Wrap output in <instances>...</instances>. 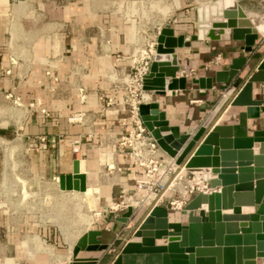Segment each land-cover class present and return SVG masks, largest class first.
I'll return each instance as SVG.
<instances>
[{
	"label": "crops",
	"instance_id": "crops-1",
	"mask_svg": "<svg viewBox=\"0 0 264 264\" xmlns=\"http://www.w3.org/2000/svg\"><path fill=\"white\" fill-rule=\"evenodd\" d=\"M139 1L27 0L11 7L8 0H0V97H18L23 107V115L19 118L21 133H17L15 114H11L14 133L8 138L2 134L0 139L12 142L19 137L29 147L24 152L27 170L40 182L51 180L57 186V176L71 173L73 160L78 161L86 188H96L95 210L98 206L101 212L82 233L99 231L95 238L106 248L78 253L81 257L95 258L94 264L111 263L135 223L149 208L145 203L132 207L131 216L125 219L122 214L126 207L109 209L123 194L131 191L135 177L131 169H125L130 164L128 158L112 153L115 139L129 128L123 122L128 114L121 102L122 92L115 89L113 83L142 58L141 47H144L142 40L141 43L131 42L121 12L112 8L118 2ZM217 1L194 0L195 5L185 4L188 8L184 7L171 17L153 20L146 27L154 32L152 39L165 22L170 23L174 35H182L185 43L173 48L172 57L178 67L174 78L184 77L185 83L182 89H166L163 94L145 96H149L147 102L156 103L167 126L175 128L179 134L192 133L210 112L216 110L218 113L211 126H230L233 136L246 137L254 130L264 129V83L251 84V98L262 100L257 107V117H247L244 106L222 104L220 91L227 83H216L214 72L228 70L234 60L248 53L243 50V40L232 39L230 35L220 38L221 29L210 28L211 20L219 19ZM236 2L251 24L264 33V0ZM16 19L20 21L15 23L17 29L31 33L24 34L20 40L9 32ZM261 40L253 60H259L264 54V35H258L255 43ZM151 46L147 51L152 57L155 43ZM216 56H219L217 62ZM190 69L192 73L187 74ZM199 78L203 85L211 78V87H200L193 81ZM81 93L83 100H80ZM107 98L112 100L108 107L104 104ZM29 103L33 105L28 107ZM41 107L49 116L39 112ZM73 112H84L83 123L66 122V116ZM77 137L81 140L80 152L74 157L70 141ZM31 139L35 144L28 146ZM106 161L113 168H106ZM159 206L166 209L167 221L185 222L187 211L172 210L163 203ZM5 220L11 221L8 216ZM38 234L23 236L27 241L25 248L24 240L18 245L13 240L19 236L14 228L4 229L1 236L8 241L7 245L0 243V257L5 255L0 258V264H5L6 259L18 264L22 257L30 264H36L41 258H46L47 264H66L69 252L64 259L56 260L53 255L50 259L49 255L44 257L33 249L31 237L36 235L40 239L42 234ZM233 257L235 262V254ZM240 260V264H264V257L257 256L256 252L250 259L240 256ZM120 264H160V257L153 253H127L121 255Z\"/></svg>",
	"mask_w": 264,
	"mask_h": 264
},
{
	"label": "water",
	"instance_id": "water-1",
	"mask_svg": "<svg viewBox=\"0 0 264 264\" xmlns=\"http://www.w3.org/2000/svg\"><path fill=\"white\" fill-rule=\"evenodd\" d=\"M218 11L219 19L211 20L210 28L221 29L220 38L230 35L243 40V50L248 53L234 60L228 70L214 72L216 83H227L221 102L244 106L247 117H257L262 100L251 98V84L264 83V54L259 60L252 57L262 43L255 40L264 33L251 24L236 0L224 3ZM206 33L209 36V31ZM183 43L182 35H174L170 23L161 25L155 36L154 54L142 77L141 89L148 95L184 87V77L174 78L178 67L172 57L173 48ZM201 79L193 81L200 87H211V78L204 85ZM217 113L210 112L192 133L179 134L167 126L156 103L138 105L143 126L178 167L191 175L215 176L209 178L204 191L187 201L183 224L167 221L164 207L149 206L110 264H120L121 255L127 253L159 254L160 264H240V256L250 259L254 252L264 257V129L254 130L246 137L233 136L230 126H211ZM57 186L59 190H85L84 174L78 171L77 160L72 162L71 173L57 176ZM131 214V206H127L122 218ZM98 235L95 230L82 233L66 264H94L95 258L78 253L105 249L106 245L96 240Z\"/></svg>",
	"mask_w": 264,
	"mask_h": 264
},
{
	"label": "rangeland",
	"instance_id": "rangeland-1",
	"mask_svg": "<svg viewBox=\"0 0 264 264\" xmlns=\"http://www.w3.org/2000/svg\"><path fill=\"white\" fill-rule=\"evenodd\" d=\"M18 1L27 0H8V3L11 6L18 4ZM193 2L194 0H140L136 3L118 2L113 5L112 9L121 12V17L127 26L126 34L131 42L139 43L142 40L144 47L141 49L144 54L149 53L147 50L152 48L151 43H155V38H151L154 32L148 31L146 27L153 20L171 17L185 9L184 7L195 5ZM188 3L190 5L187 7L185 4ZM164 9H166L165 13H163ZM18 21L16 19L13 22L14 25H11L9 32L12 37L20 40L24 34L31 33L17 29L15 23ZM33 35H29V37L32 38ZM5 36L8 34L5 33ZM135 64L136 62L132 66ZM9 99L0 97V137L3 134L6 138L14 133L11 114H15L18 131L20 128L19 118L23 115V111H21L23 108L19 106L17 107L20 109L15 108L12 99ZM17 133H21V130ZM28 148L19 137L12 142L0 139V236L4 229L11 226L19 235L13 239L18 245L20 241L24 240V235H39V232L42 234L41 240L36 235L31 237L32 247L35 251L44 254V257L49 255V258H53L54 256L56 260H60L62 257L64 259L68 252L70 257L71 244L91 225L92 221L101 216L100 208L96 206L95 211H90L85 193L60 191L51 180L40 182L32 178L27 170L28 163L24 153ZM88 189L92 191V197H96V188L88 187ZM77 193L84 194L85 197H82L81 200ZM143 195L144 192L135 186L130 192L123 194V197L127 199L131 196L132 200H136L143 199ZM151 198L152 195L148 194L145 201L141 202L147 204ZM166 199L167 193L158 201L166 206ZM157 205L159 206V204ZM7 216L11 219L10 222L5 220ZM7 241L1 236V244L7 245ZM23 244L26 248L27 241L24 240ZM3 256L5 255H1L0 258ZM19 260L18 264H30L24 257ZM12 263L11 259L5 260V264ZM45 263L47 264L46 258L36 260V264Z\"/></svg>",
	"mask_w": 264,
	"mask_h": 264
},
{
	"label": "built area",
	"instance_id": "built-area-1",
	"mask_svg": "<svg viewBox=\"0 0 264 264\" xmlns=\"http://www.w3.org/2000/svg\"><path fill=\"white\" fill-rule=\"evenodd\" d=\"M150 60V52L144 53L128 72H125L119 80L113 83V87L122 92L121 102L128 114V119L123 122H126L129 128L126 133L120 134L115 139L112 153H121L128 158L130 164L125 169H131L135 176L132 189L136 186L142 190L144 192L143 199L132 200L129 196L127 200L121 196L120 200L112 204L109 209L135 207L144 203L141 201H145L148 194H151L152 198L147 204L149 206L157 205L159 204L158 200L167 193L166 207L172 210H182L192 196L208 187V177L191 175L185 172L183 167H178L174 159L157 146L140 120L138 105L147 102L149 97L145 96L141 86L142 77L147 72ZM218 60L219 56H216L215 62ZM192 71V69L188 70L187 74H191ZM220 95L224 96L223 90L220 91ZM11 99L13 104L21 107L18 97H11ZM83 99L84 94L81 93L80 100ZM104 104L108 107L112 104V100L107 98ZM32 105L29 103L28 107ZM39 112L43 116H49L48 111L43 107L39 108ZM65 120L67 123L81 124L84 121V112L70 113ZM38 141H43V138H38ZM80 142L79 137L70 141V151L74 157L79 155ZM34 144L35 140L31 139L28 146ZM105 163L106 168H113L111 163L108 164L107 161Z\"/></svg>",
	"mask_w": 264,
	"mask_h": 264
},
{
	"label": "bare ground",
	"instance_id": "bare-ground-1",
	"mask_svg": "<svg viewBox=\"0 0 264 264\" xmlns=\"http://www.w3.org/2000/svg\"><path fill=\"white\" fill-rule=\"evenodd\" d=\"M208 3V2H207ZM228 4L229 3V0H218L217 2H216V6L218 5V7H219V9H220V7H221V5H223V4ZM166 12V9H164L163 10V13H165ZM249 16V15H248ZM211 29H215V28H211ZM216 29H219V28H216ZM146 93V92H145ZM147 94V93H146ZM15 108H17V109H20V108H18L17 107V105H15L14 106ZM23 108V107H22ZM4 141V140H3ZM112 165V164H111ZM81 170H82V164H81ZM78 171H79V168H78ZM83 171H84V169H83ZM61 191H68V192H70V191H73V190H61ZM75 192H78V191H75ZM80 193H85L86 194V201H87V205H88V208H89V210L90 211H95V201H94V198L92 197V191L90 190V189H88V188H86V186H85V190L83 191V192H80ZM80 193H77V194H79L80 195V198H81V200H82V197H85V195L84 194H80ZM76 195V194H75ZM151 195V194H150ZM80 200V199H79Z\"/></svg>",
	"mask_w": 264,
	"mask_h": 264
}]
</instances>
